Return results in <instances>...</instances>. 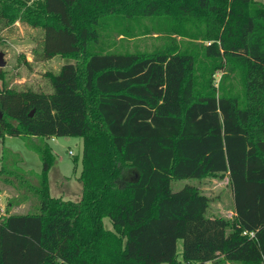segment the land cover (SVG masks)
<instances>
[{"label":"trees","instance_id":"obj_1","mask_svg":"<svg viewBox=\"0 0 264 264\" xmlns=\"http://www.w3.org/2000/svg\"><path fill=\"white\" fill-rule=\"evenodd\" d=\"M142 19L198 44L105 50ZM16 20L42 32L34 55L73 62L45 72L47 91L9 86L0 67V138L80 137L82 188L50 194L55 153L35 143L39 209L0 213V264H264L263 2L0 0V22ZM218 70L240 74L241 101ZM208 176H228L231 216L206 215L196 185L171 187Z\"/></svg>","mask_w":264,"mask_h":264},{"label":"rangeland","instance_id":"obj_2","mask_svg":"<svg viewBox=\"0 0 264 264\" xmlns=\"http://www.w3.org/2000/svg\"><path fill=\"white\" fill-rule=\"evenodd\" d=\"M256 1L264 3V0ZM123 26L128 27V23ZM129 27L131 28V34L123 37L112 34L105 50L151 52L171 43L174 38L182 45L195 47L194 44H198L190 41V45L187 39L174 35L170 37L166 31L156 29L151 20L142 19L141 25L130 24ZM41 37L42 32L39 28H34L25 22L16 20L9 26L0 22V51L4 54V68L7 71V84L9 86L15 89L32 88L47 91L50 86L44 75L45 72H57L61 65L73 62L72 59L61 56L42 60L39 56L34 55V50L38 48ZM214 79L217 88L222 82V85L233 96H237L240 101L244 98L242 79L237 71L224 72L218 70L214 74ZM42 142H48L52 146L56 158L48 171L50 194L61 196L64 199L76 200L79 198L82 188L78 179L82 151V139L80 137L58 136L55 138H44L37 136L36 139L32 136L7 137L5 140L6 147L0 151L1 164L4 168L3 172L0 173V187L6 188L3 195L6 204L4 205V212L0 210L1 214L5 213L9 204L8 212L11 210L14 212H32L39 209V198L35 188L40 181L42 165L40 154L32 146L35 143ZM75 157H78L76 162L74 161ZM185 184L198 186L202 192L210 197L206 215H223L226 217L232 215L234 206L233 195L228 176L223 178L208 176L201 179L186 177L173 178L171 180L173 190H177ZM17 203H23V205ZM104 223L106 226H111V221L108 217H104ZM181 243V239H178L177 250L179 257H181ZM208 264L241 263L223 259L222 256H219L215 260L208 261Z\"/></svg>","mask_w":264,"mask_h":264},{"label":"crops","instance_id":"obj_3","mask_svg":"<svg viewBox=\"0 0 264 264\" xmlns=\"http://www.w3.org/2000/svg\"><path fill=\"white\" fill-rule=\"evenodd\" d=\"M7 137H13V136H4L3 138H0V146L2 147L0 149V151H2L4 147H6L5 140H6ZM33 138L36 139V137H33ZM52 138H55V137H52ZM1 159H2V157L0 155V173H2L3 172V169H4L3 166H2V164H1L2 163ZM9 187L11 188V186H9ZM5 191H6V188H1L0 187V210L3 211V212H4V205L6 204L5 199L3 198V195L5 194ZM17 204H19V203H17ZM9 205L6 208L7 210L9 209ZM19 205H23V203H20ZM11 211L14 212L13 210H11ZM11 211H9V212H11ZM19 212H23V211H19Z\"/></svg>","mask_w":264,"mask_h":264},{"label":"water","instance_id":"obj_4","mask_svg":"<svg viewBox=\"0 0 264 264\" xmlns=\"http://www.w3.org/2000/svg\"><path fill=\"white\" fill-rule=\"evenodd\" d=\"M4 66H5L4 54L3 52L0 51V67H4Z\"/></svg>","mask_w":264,"mask_h":264},{"label":"built area","instance_id":"obj_5","mask_svg":"<svg viewBox=\"0 0 264 264\" xmlns=\"http://www.w3.org/2000/svg\"><path fill=\"white\" fill-rule=\"evenodd\" d=\"M71 152V151H70ZM205 264H208V261L207 262H205Z\"/></svg>","mask_w":264,"mask_h":264}]
</instances>
